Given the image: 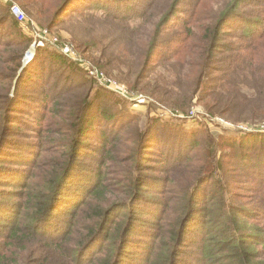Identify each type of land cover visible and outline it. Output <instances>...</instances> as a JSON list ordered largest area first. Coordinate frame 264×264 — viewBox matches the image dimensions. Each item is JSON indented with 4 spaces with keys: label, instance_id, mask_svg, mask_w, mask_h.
<instances>
[{
    "label": "trees",
    "instance_id": "obj_1",
    "mask_svg": "<svg viewBox=\"0 0 264 264\" xmlns=\"http://www.w3.org/2000/svg\"><path fill=\"white\" fill-rule=\"evenodd\" d=\"M55 1L25 0V4L33 9L40 7L39 13L47 17L50 28L66 21L61 16L74 2L59 0L55 7ZM147 1L87 0V4H92L89 8L93 9L107 3L103 9L105 15L118 24V28L122 24L120 28L125 33L123 44L108 55L102 53L99 63L117 72L133 89L152 93L160 104L187 111L198 99L210 119L221 117L235 124L261 127L264 122V0H230L225 11L212 18L214 26L201 23L203 17L210 19L202 16L207 0H172L167 13L156 24L151 22L150 13L156 2L148 4ZM161 1L158 0V4ZM9 6L8 15L0 12V33L13 32L19 43L12 40L11 44L0 38V50L3 46L18 48L10 53L0 51V88L5 94V98L0 99V264H13L12 257L16 254L19 255L16 262L25 259L28 264H264V258L258 253L259 245L264 242L260 227L264 224V133L257 129L231 138V153L224 154L233 160L234 172L243 171L252 179L247 191L259 195L244 208L230 197L231 183L225 179L228 169L224 164L217 165L216 173L205 172L201 165H191L195 157L200 159L201 148L216 152L212 142L206 147L203 145L204 134L200 137V130H194L195 134L186 130L177 132V128L171 130L167 122L163 124L164 121L154 119L141 131L127 113L114 114L105 94L101 90L94 93L92 82L86 81L87 87L82 83H71L69 88L57 86L49 92L43 90L38 100L43 104L42 109L53 116H57L54 108L59 105L57 101L52 103L57 93L76 92L78 87L87 88V92L78 100L80 104L70 111L65 129L55 133L70 139L68 144L61 145L64 152L60 159L65 156L68 161L63 170L54 165L52 171L57 176L40 183L44 191L33 193L36 170L43 153L47 152L40 139L48 129L43 115L30 126L36 132L35 141L23 138L22 130L28 126L23 107L32 101L29 97L32 91L25 93V89L29 84H41L28 79L30 63L19 74L23 66L22 53L31 40L22 33ZM148 25L154 29L151 40L140 35L141 28ZM167 29L182 30L183 35L165 39L164 43L160 41L159 45ZM197 32H205L204 37L192 46L186 42L187 38L191 35L190 39H195ZM222 38H232L238 43H219ZM163 46L173 51L171 60H162L159 52L152 54ZM37 49L34 59L41 50ZM181 53L191 58L174 59ZM51 59L61 68L70 67L64 56L53 54ZM151 62H160V68L172 72L175 80L166 83L161 80L162 75L150 77L148 69L154 66ZM6 64L8 67L3 70ZM13 85L15 90L10 97ZM176 125L171 127L180 124ZM131 129H139L133 137L138 138V167L146 165V150L151 153L150 149H159L166 171L174 174L183 166L192 169L183 181L184 186H180L187 199L182 205L183 215L174 229L166 232L170 242L163 239L160 223L156 225L159 230L151 233L153 221L135 222L138 219L136 206L125 216L122 230L113 233L117 208H102L108 201L104 166L115 146L128 141L125 134ZM89 155L98 158L90 176L83 168L87 164L82 163ZM166 171L160 172L165 174ZM208 177L214 178L211 187H205ZM83 179V184L77 187ZM147 179H141V183L148 188L147 184L162 188L165 183H172L170 177ZM254 182L263 187L256 189ZM218 192L223 194L220 199H217ZM212 199L216 200L212 205L216 209L207 211L205 207L211 206ZM197 211L214 216L209 219L211 225L207 228L217 231L206 233L199 224L204 216L198 217ZM146 224L149 226L145 227Z\"/></svg>",
    "mask_w": 264,
    "mask_h": 264
},
{
    "label": "rangeland",
    "instance_id": "obj_2",
    "mask_svg": "<svg viewBox=\"0 0 264 264\" xmlns=\"http://www.w3.org/2000/svg\"><path fill=\"white\" fill-rule=\"evenodd\" d=\"M118 1L121 2L123 0ZM154 1L156 3L150 8V10H152L150 13L153 15L151 22L156 24L157 20L167 13L172 0H162L159 4L158 0H148L146 3L152 4ZM12 2L19 5L23 11L25 21L20 24V26L22 28V33L31 40L28 48L22 53L23 62L25 57L31 51L34 50L36 54L38 50L37 48H41L37 58H32V60L34 59L33 62L30 60V65H28L26 73L30 81H38L41 85L29 84L28 88L25 89V93L32 91L29 96L32 101H29V104L23 107L22 112L24 113L23 117H26L27 119L25 122L28 124V126L22 130L25 134L23 138H26L27 141H35L34 138L36 137V132L32 131L30 126L34 125L36 123L35 121L43 115L45 117L44 125L46 129H48L47 134L42 135L40 139L44 151L47 149V152L43 153L39 165L40 168L38 167L36 170L37 178H35L32 188L34 194H37L39 191H44L40 188V183L43 184L57 176L56 172L52 171L54 165H59L58 168L63 170L64 164L68 161V158L65 156L60 159L61 153L64 152L61 145L64 142L68 144L70 139L66 138L63 134L58 136L55 133L59 132V130L65 129L64 125L67 123L66 121H68L70 111L74 110L78 106L77 104H80L78 100L84 97L87 88L78 87L76 92L62 90L60 93H57L55 100H51L53 104L56 103V101L59 104L54 108L55 110L57 109V116H53L48 113V111L43 110V104L38 100L39 98L41 99L43 90L49 92L54 90L57 86H65L69 88V86H72L71 83H82L86 85V81H88L90 83L92 82L90 84L91 86H95L94 93L97 90H101L105 94L107 103L112 107V112L114 114L117 113V115H122L127 113L131 119L130 121L136 123L135 125L138 126V128L140 127L141 131L154 119L164 121L162 122L163 124L167 122L166 124H169V128L171 130L177 128V132L186 130L192 131L193 134H195L194 130H200L201 133L198 135L202 137L204 134L203 145L206 147L212 142L216 148V152H207V150L201 148L199 152L200 159L195 157L191 165L193 167L201 165L205 172L216 173L217 165L224 164L228 169L225 179L231 183L230 197L233 201L240 203L244 208H246L245 205H249L255 201L259 195H256L253 191H247L249 185H252V179L250 180V177L244 175L243 171L238 170L237 172H234V168H232L233 160L224 154L228 152L231 153V149L229 148V145H231V138L235 139L240 135L248 133L251 129H257L264 133V122L260 124L261 127H254L252 125L256 124H235L221 117L210 119L204 107L198 103V99L193 101L192 106L187 111H180L177 108H171L168 105L157 102L158 100H156L152 93L146 94L140 89H133V87L127 82H123L122 77L117 72H111L105 69L103 65L99 63L101 54L106 53V55H108L109 52L112 53L120 44H123L125 38V33L122 32L120 28L122 24H119L118 28V24L111 22L105 15L103 9H105L107 3L104 5L101 4L97 9H93L89 8L92 4H87V0H74V2L66 8L67 10L64 11L63 16H61L64 17L66 21L56 25V27L49 28L47 17H44L39 13V10L41 11L40 7H36L35 9L30 8L25 4V0H1L0 12H3L4 15H8L9 9L7 6ZM58 2L59 0H56L53 5L58 7ZM229 3L230 0H207L202 16L210 17V19L203 17L201 23L206 26H214L215 23L212 22V18L217 17L219 14L221 15ZM84 5H86V10L84 9ZM256 11L261 10L256 9ZM68 16L71 17L66 18ZM140 31V35H144L142 36L143 38H149L150 40L153 38L152 35L154 29L150 25L142 27ZM45 32H48L45 35L46 40H43V44L39 46L38 35ZM178 34L183 35V31L165 30L162 35L163 40H159V45H161L160 41H163L164 43L165 39L176 37ZM204 34L205 32L195 33V39H190L191 35H189L186 42L192 43V46L197 45L204 37ZM0 38L4 39V42L11 43L13 40L14 43H19L18 39L15 40V34L8 30H6V32H1ZM232 41L234 44L238 43L232 38H222L219 43L232 45ZM173 43L174 42H166V44L170 45H173ZM66 49H70L72 52L66 54ZM14 50H18L15 45L8 46V48L3 46L0 51L10 53ZM158 52L161 53L162 60H165L166 58L171 60L173 57V51L167 49L166 46H163L161 50H158L157 48L152 54L155 55ZM53 54L64 56L70 67L61 68L60 66L55 65L51 59ZM7 56L8 55L6 54V57ZM185 58L189 59L191 56L189 55L186 57L181 53L178 56H175L174 59L184 60ZM151 63L154 66L148 69V71L151 70L149 74L150 77L156 78L157 76L162 75L161 80L166 83L175 80V76H172V72L169 73L160 68V62ZM7 67L8 65L6 64L2 66V69L5 70ZM92 71L95 75L96 73H99L103 77L98 79L95 75H91ZM151 85L154 86L152 83ZM14 90L15 85L11 87L10 97H13ZM2 96L5 98V94L0 88V99H2ZM176 124H180L179 127H171L172 125L177 126ZM138 131L139 129L129 130L125 134V138H127L128 141L117 144L115 146L116 148L110 153L107 159V164L104 166L103 173H105L104 187L107 188L105 190V196L108 201L105 204H102V208L105 210L111 209L112 207L117 208L115 211L116 220L114 219V223L117 225L115 226L113 233H115L116 230H118V233L122 230L123 222H125L124 220L126 219L125 216L130 213L133 206H136L137 208L134 209L138 219H136L135 222L140 221V223H147L145 221H153L151 224V233H153L154 229H158L156 225L160 223L161 231L164 233L163 239L170 242V237L166 232L173 230L177 221L181 219L183 215L181 212L183 208L182 205H184L187 199H184V193L181 191V187L186 183L183 181L189 177L192 169L183 166L174 174H171L169 170L166 171L165 162L160 158L159 149H150L151 153L144 150L147 159L146 165L143 164L145 166L141 168L138 167V138H133L137 135ZM164 150L166 152V149ZM100 156L101 155H98V157ZM97 159V157L94 158L89 155L82 162L87 164V166H83V168L86 170L85 173H88L89 176L93 175L97 167ZM159 165H162V168H157ZM160 171L166 172L164 174ZM148 177L154 179L170 177L172 183H165L162 188H160L159 185L155 188V185L151 186V184H147L149 188L142 186L141 179L142 181H147ZM84 180L85 179L80 180L77 187H79L80 184H83ZM150 181L153 182V180ZM155 181L156 180H154V182ZM213 182L214 178L210 179V177H208L205 187H211L214 185ZM253 185L256 189H261L263 187L260 184L257 185V182H254ZM222 195V193L218 192L217 199H220ZM215 202L216 200H210L209 205L211 206H206L205 209L207 211L215 210L216 208L212 207ZM166 204L168 205L165 206ZM197 212L198 217L199 215L204 216L203 218H200L199 224L206 229V233H209V231H217L214 228L211 230H208L207 228L208 225H211L208 224L209 219L211 217L214 218V216H210L208 213L204 214L202 211ZM82 221H84L83 218ZM147 226L149 225L146 224L145 227ZM260 227L264 232V224H261ZM262 243L263 245H259L258 247V253L264 258V242ZM18 256L19 255L16 254L12 257L13 264H28L25 259L16 262L19 259Z\"/></svg>",
    "mask_w": 264,
    "mask_h": 264
},
{
    "label": "built area",
    "instance_id": "obj_3",
    "mask_svg": "<svg viewBox=\"0 0 264 264\" xmlns=\"http://www.w3.org/2000/svg\"><path fill=\"white\" fill-rule=\"evenodd\" d=\"M10 13L12 15V17L19 23L22 24L25 21V15L23 13V11L21 10V8L19 7V5H17L16 3H10ZM48 33V32H47ZM46 32L43 34H39L38 35V40H39V46L43 44V40H46L45 35L47 34ZM49 36V35H48ZM72 51L70 49H66L65 53L69 54ZM73 54V53H72ZM34 56V55H33ZM33 58V57H32ZM31 58V60H32ZM91 75H95V73L92 71ZM98 79H101L103 76L100 75L99 73H96L95 75Z\"/></svg>",
    "mask_w": 264,
    "mask_h": 264
},
{
    "label": "water",
    "instance_id": "obj_4",
    "mask_svg": "<svg viewBox=\"0 0 264 264\" xmlns=\"http://www.w3.org/2000/svg\"><path fill=\"white\" fill-rule=\"evenodd\" d=\"M33 55H35L34 50L31 51V52L25 57L24 62H23V66H22V68L20 69L19 74H21L22 71L25 69V67L28 65V63L30 62V60H31V58L33 57Z\"/></svg>",
    "mask_w": 264,
    "mask_h": 264
},
{
    "label": "bare ground",
    "instance_id": "obj_5",
    "mask_svg": "<svg viewBox=\"0 0 264 264\" xmlns=\"http://www.w3.org/2000/svg\"><path fill=\"white\" fill-rule=\"evenodd\" d=\"M33 58H34V56H33Z\"/></svg>",
    "mask_w": 264,
    "mask_h": 264
},
{
    "label": "crops",
    "instance_id": "obj_6",
    "mask_svg": "<svg viewBox=\"0 0 264 264\" xmlns=\"http://www.w3.org/2000/svg\"><path fill=\"white\" fill-rule=\"evenodd\" d=\"M1 1V0H0Z\"/></svg>",
    "mask_w": 264,
    "mask_h": 264
}]
</instances>
